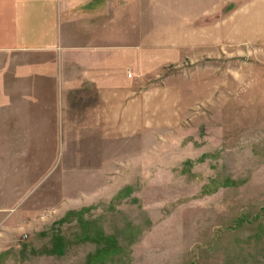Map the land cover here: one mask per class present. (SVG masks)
Returning <instances> with one entry per match:
<instances>
[{"label":"rangeland","instance_id":"374dc122","mask_svg":"<svg viewBox=\"0 0 264 264\" xmlns=\"http://www.w3.org/2000/svg\"><path fill=\"white\" fill-rule=\"evenodd\" d=\"M146 4L117 126L7 87L0 264H264V0Z\"/></svg>","mask_w":264,"mask_h":264},{"label":"crops","instance_id":"0c3cea01","mask_svg":"<svg viewBox=\"0 0 264 264\" xmlns=\"http://www.w3.org/2000/svg\"><path fill=\"white\" fill-rule=\"evenodd\" d=\"M146 9L144 0H0V142L12 87L36 102L48 94L55 124L77 109L102 131L117 126L133 95L127 73L149 49Z\"/></svg>","mask_w":264,"mask_h":264},{"label":"built area","instance_id":"2783aa9c","mask_svg":"<svg viewBox=\"0 0 264 264\" xmlns=\"http://www.w3.org/2000/svg\"><path fill=\"white\" fill-rule=\"evenodd\" d=\"M129 77L131 76V75H128Z\"/></svg>","mask_w":264,"mask_h":264}]
</instances>
